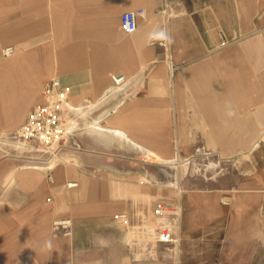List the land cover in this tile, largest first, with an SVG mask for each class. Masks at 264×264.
Returning <instances> with one entry per match:
<instances>
[{"label":"crops","instance_id":"1","mask_svg":"<svg viewBox=\"0 0 264 264\" xmlns=\"http://www.w3.org/2000/svg\"><path fill=\"white\" fill-rule=\"evenodd\" d=\"M263 27L264 0H0V264H264ZM54 77L50 156L12 133Z\"/></svg>","mask_w":264,"mask_h":264},{"label":"built area","instance_id":"2","mask_svg":"<svg viewBox=\"0 0 264 264\" xmlns=\"http://www.w3.org/2000/svg\"><path fill=\"white\" fill-rule=\"evenodd\" d=\"M143 14V9H130L121 13L120 27L125 33H133L138 26V17ZM264 36V27L262 29ZM163 44V42H161ZM12 47L2 49L4 55H9ZM126 80V75L116 73L111 76L113 85H121ZM71 92V87L64 84L59 78L46 80L40 90V101L35 103L28 111L25 120L14 131L13 136L25 141H31L47 152L55 156L63 147L67 134V110L66 104ZM50 177V175H48ZM69 182L68 185H74ZM222 203H228L227 197H222ZM153 214L158 222L156 224V241L176 244L178 238L172 228L165 222L166 218L176 219L179 214V204L167 199H158L153 206ZM115 218L127 222L124 213L116 214ZM71 220L69 218L53 221L55 233L69 234L71 232Z\"/></svg>","mask_w":264,"mask_h":264},{"label":"rangeland","instance_id":"3","mask_svg":"<svg viewBox=\"0 0 264 264\" xmlns=\"http://www.w3.org/2000/svg\"><path fill=\"white\" fill-rule=\"evenodd\" d=\"M1 54H2V52H1ZM3 56H5V55L3 54ZM201 162H202V160H201ZM201 162H200V163H201ZM182 166H183V165H182ZM185 167H187V166L184 165V167L181 168L182 170H181L180 176H184V175H185V174H183V173H184L183 171H185V170H184Z\"/></svg>","mask_w":264,"mask_h":264}]
</instances>
